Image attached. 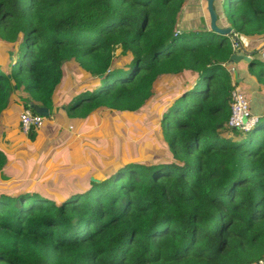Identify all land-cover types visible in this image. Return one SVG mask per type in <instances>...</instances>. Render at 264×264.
<instances>
[{
    "label": "trees",
    "instance_id": "trees-1",
    "mask_svg": "<svg viewBox=\"0 0 264 264\" xmlns=\"http://www.w3.org/2000/svg\"><path fill=\"white\" fill-rule=\"evenodd\" d=\"M188 1L0 0V115L19 89L51 112L71 70L83 83L62 109L70 119L138 113L167 85L165 160H122L54 194L0 193V264L264 260V115L248 133L227 128L230 38L264 37V0H217L228 36L178 30ZM5 161L0 150V171Z\"/></svg>",
    "mask_w": 264,
    "mask_h": 264
},
{
    "label": "crops",
    "instance_id": "crops-1",
    "mask_svg": "<svg viewBox=\"0 0 264 264\" xmlns=\"http://www.w3.org/2000/svg\"><path fill=\"white\" fill-rule=\"evenodd\" d=\"M192 1L187 2L183 8L187 10L180 14L177 27L181 31L194 30L197 22H203L202 27L203 24L205 27L208 26V17L205 15L208 20L206 24V21L201 20L199 13L192 8L194 6ZM199 1L202 2V0ZM203 2L205 3V0ZM204 3L203 9L206 14ZM217 14L218 25L220 27L229 26L225 18H222L224 16L221 17L218 13V9ZM239 41L245 52H256L252 55V61L264 59V37H240ZM234 65V72L238 75L235 81L239 84L242 93L246 94L245 98L249 99L251 112L257 116H263L264 86L256 77L255 68L251 69L250 64L244 62ZM74 89L75 87L67 89L66 92H73ZM29 101L32 100L22 89L16 90L8 107L0 115V150L6 159L0 171V193L10 194L15 186L43 191L50 186L63 188V184L66 185L71 181L70 175L74 169L77 173L75 181L86 180L87 177L82 176L83 170H79L77 166L84 164L86 159L92 161L91 156L84 157V159L82 157L84 148L92 145L88 139L94 136L91 128L100 125L101 118L109 116V113L99 110L92 112L88 118L83 120L70 119L61 106L56 108L55 102L50 116L44 119L42 127L31 131L29 135H24L20 131L19 115L24 110V104L27 105Z\"/></svg>",
    "mask_w": 264,
    "mask_h": 264
},
{
    "label": "rangeland",
    "instance_id": "rangeland-1",
    "mask_svg": "<svg viewBox=\"0 0 264 264\" xmlns=\"http://www.w3.org/2000/svg\"><path fill=\"white\" fill-rule=\"evenodd\" d=\"M192 3H194L192 8H194L199 13V16L202 18L201 20L204 19L203 21H206L207 24L208 20L205 16L206 14L204 13L203 0L202 2L199 0H193ZM218 3L219 1L216 2L217 6ZM186 10V8L185 10L182 9L183 13ZM220 16L222 17L221 14ZM202 23L203 22H197V24L194 26V30H199L201 28L207 29L204 24L202 27ZM178 30H180V28H178ZM238 39L240 38L238 37ZM119 63L124 64V59H120ZM254 68L256 70L255 75L258 76V73H260V71L264 68V59L259 60ZM68 73L72 75L74 72L71 70ZM81 78L82 76L74 75L72 84L69 85L68 88H65L64 86L67 82L68 75L66 73L64 74L63 82L60 84L58 91L55 93L56 100H61L56 101V108L61 106L62 109L64 107V109H67V105L70 102L67 103L66 101H68V99L70 101L75 93L69 91L66 92V90L74 87L76 88L78 85L82 84L83 80ZM259 80L263 85L264 73L259 76ZM166 86V81L160 80L156 89L158 96H156L153 99V102L147 104L140 112L126 115L114 113L111 115V113H109V116H103L101 118L100 125L93 126V128H91V131H93L92 134L94 136H91L88 139L90 142H92V145L90 144L84 148V156L82 157L84 159V157L87 158L88 156H91L92 161L86 159L85 163H81L79 166L83 170L82 176L85 178L87 177L86 180L91 176L92 172L98 171L104 174L110 170L112 164L116 162L120 163L122 160L125 164L138 162L146 165H150L156 160H165L163 157H166L167 150L164 142L162 141L159 122L162 118V113L166 112L167 109L165 99H160V95L166 91L164 90ZM246 99L249 102L247 97ZM220 132H223V129H221ZM94 133L97 134L95 135ZM228 134L231 136L230 133ZM76 177L77 173L74 169L70 175L71 181L75 182ZM57 189L60 188L50 186L47 187L44 192H50L54 194Z\"/></svg>",
    "mask_w": 264,
    "mask_h": 264
},
{
    "label": "built area",
    "instance_id": "built-area-1",
    "mask_svg": "<svg viewBox=\"0 0 264 264\" xmlns=\"http://www.w3.org/2000/svg\"><path fill=\"white\" fill-rule=\"evenodd\" d=\"M232 47L234 52L238 51L240 46L237 42V36L232 35L231 38ZM229 73L234 74V69L229 68ZM43 117L37 115L29 109H24L19 115V126L20 131L24 135H28L33 130H39L44 122ZM258 116L254 115L249 106V102L245 98L239 86H234L231 91V100H230V115L227 122V128L229 130H236L240 133L250 132L256 122ZM251 264H264L263 261L254 262Z\"/></svg>",
    "mask_w": 264,
    "mask_h": 264
},
{
    "label": "water",
    "instance_id": "water-1",
    "mask_svg": "<svg viewBox=\"0 0 264 264\" xmlns=\"http://www.w3.org/2000/svg\"><path fill=\"white\" fill-rule=\"evenodd\" d=\"M217 0H205L206 3V12L208 14L209 17V29L214 32L215 34L221 35V36H228L230 34L233 33V30L230 26L227 27H220L218 25V14L215 10V2ZM240 48L238 51L234 52L229 60V63L231 64H238L240 62H244L246 64H250L252 61V55L256 54V52L254 53H247L245 52L240 44V41L237 40ZM10 55H12V53L10 52ZM234 79L238 78L237 73L234 72ZM236 82V81H235ZM27 107L29 110L33 111L34 113H36L37 115L43 117V118H48L50 116V111L43 106L37 105L32 101L27 102ZM92 182H98V180L91 178Z\"/></svg>",
    "mask_w": 264,
    "mask_h": 264
}]
</instances>
